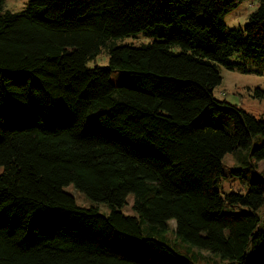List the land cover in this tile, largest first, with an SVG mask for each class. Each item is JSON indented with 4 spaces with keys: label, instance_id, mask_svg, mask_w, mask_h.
Instances as JSON below:
<instances>
[{
    "label": "trees",
    "instance_id": "16d2710c",
    "mask_svg": "<svg viewBox=\"0 0 264 264\" xmlns=\"http://www.w3.org/2000/svg\"><path fill=\"white\" fill-rule=\"evenodd\" d=\"M242 1L28 0L13 14L0 0V264H191L153 237L169 221L227 264H264V172L228 173L244 193L217 188L223 157L264 139V118L213 95L220 67L264 73V0L243 28L223 23ZM138 33L159 40L86 67ZM128 195L137 216L120 212Z\"/></svg>",
    "mask_w": 264,
    "mask_h": 264
},
{
    "label": "rangeland",
    "instance_id": "374dc122",
    "mask_svg": "<svg viewBox=\"0 0 264 264\" xmlns=\"http://www.w3.org/2000/svg\"><path fill=\"white\" fill-rule=\"evenodd\" d=\"M259 1L260 0H244L236 8L227 13L223 17L226 30L243 28L248 22L250 14L256 10ZM27 2L28 0H3V7L7 12L19 14L25 10ZM157 40L159 39L147 36L145 33H138L128 37L110 40L106 43L105 48H101L99 54L86 62V67L91 69L94 67L106 66L108 64L106 49L111 47L124 45L137 47ZM219 73L222 80L213 90L214 98L217 101H225L235 105L257 118H264V99L258 100L253 97L256 89L264 93V73L262 75H256L255 73L249 72L229 71L224 67L219 68ZM125 77V71L113 70L110 75V81L113 85H119ZM263 142V138L256 136L252 138L247 149H238L223 157L221 166L225 176H221L217 184V188L222 193V196L229 192H245L240 181L235 176L228 175V173L235 170H243L248 176L251 172L259 175L264 172V161L258 163L251 162L252 150L262 145ZM1 169L0 167V172ZM63 190L74 198L75 203L79 207L94 208L102 215H108L111 211V207L108 204L92 201L76 189L73 184H69L64 187ZM132 203L133 196L128 195L126 204L120 208V212L124 215L137 216L133 211ZM225 212H229L228 207H226ZM263 213L264 208H261L258 214L262 215ZM174 227V221H169L166 224V229L162 231V235H155L153 237L170 246L178 255L188 259L191 264H227L220 256L199 250L177 238Z\"/></svg>",
    "mask_w": 264,
    "mask_h": 264
}]
</instances>
